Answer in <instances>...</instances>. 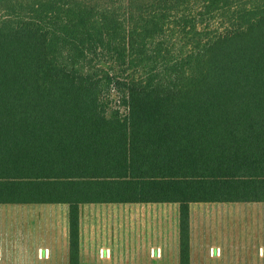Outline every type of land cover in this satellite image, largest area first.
I'll list each match as a JSON object with an SVG mask.
<instances>
[{
  "label": "trees",
  "instance_id": "16d2710c",
  "mask_svg": "<svg viewBox=\"0 0 264 264\" xmlns=\"http://www.w3.org/2000/svg\"><path fill=\"white\" fill-rule=\"evenodd\" d=\"M264 203V0H0V204Z\"/></svg>",
  "mask_w": 264,
  "mask_h": 264
},
{
  "label": "rangeland",
  "instance_id": "374dc122",
  "mask_svg": "<svg viewBox=\"0 0 264 264\" xmlns=\"http://www.w3.org/2000/svg\"><path fill=\"white\" fill-rule=\"evenodd\" d=\"M168 207L174 206L168 205ZM203 207H209L211 210L198 209ZM149 208L161 207H102V209H108V212L101 213L102 221L93 224V226L94 233L99 230L101 234L97 236L103 238L93 241L87 247L90 254L86 263L169 264L167 259H159L156 253L149 257V247H155L159 244L167 247L166 240L168 243L171 240V236H169L171 221L165 223L162 220L161 222L159 212ZM192 208L195 211L193 212V237L189 248V264H264L262 252L264 248V208L260 210V205L255 204L193 205ZM16 211L19 212V210ZM14 212L12 213L14 214ZM40 214L46 215V212L43 211ZM40 219L45 221L43 218ZM34 222L29 217L20 226L24 230L35 233L33 242L24 246H27L28 249L40 246L43 248L42 250L48 246L56 247V244L52 245L48 242L49 238L52 237L53 224L33 225ZM1 224L3 225V223ZM63 228L61 224V231ZM36 229L45 233L44 236L36 237ZM24 246L20 247L18 243H2L0 238V264H66L67 262L63 252H60V258L57 253H54V257L48 262L36 260L35 257L33 259L30 252L27 255L30 258L28 261V258L24 259L25 254L21 251L24 250ZM168 247H173V244L168 245ZM99 248L103 250L99 251ZM210 250H212V254ZM216 250L217 253H215ZM42 254L43 256H41L44 257L45 252ZM171 256L170 264H179L177 255L171 253ZM81 264L84 262L81 261Z\"/></svg>",
  "mask_w": 264,
  "mask_h": 264
},
{
  "label": "crops",
  "instance_id": "0c3cea01",
  "mask_svg": "<svg viewBox=\"0 0 264 264\" xmlns=\"http://www.w3.org/2000/svg\"><path fill=\"white\" fill-rule=\"evenodd\" d=\"M168 205L174 206L172 208H169ZM193 205H220V204H193ZM189 206V225H190V233H189V242L192 243V237H193V212L195 211L192 206ZM228 205H241V204H228ZM260 205V210H262V206L264 203L261 204H255ZM95 206V207H94ZM104 206H150V207H161V208H155L150 209L154 210L155 212H159L160 220L162 222L171 221V225L169 228V236H171V240H166V245H172L173 247H167L163 246L162 244L156 245L155 247H149V257L152 256V254L156 253L157 256H159V259H167L169 261V264L171 263L170 260H172L171 253H175L177 255L178 259V243H179V232H178V218H179V208L177 204H88V205H82L78 209L79 213V261L81 264V261L86 263V260H89V254L88 253V246L92 244L93 241L97 239H101L103 237L97 236L101 233L99 230L94 233V226L93 224L99 223V221H102V214L108 212V209H102ZM96 208V209H93ZM101 208V209H98ZM112 208V207H111ZM164 208V209H163ZM48 209V210H44ZM198 209H204L205 211L211 210L209 207H203ZM196 209V210H198ZM16 210H19L16 211ZM13 211L14 214L12 213ZM26 211V212H25ZM46 212V215H42L40 213ZM114 211V210H113ZM109 211V212H113ZM213 211V210H212ZM23 212V213H21ZM24 214V215H23ZM42 215V216H41ZM29 217H31L32 220H34L33 225H39L41 223L44 224H53L52 226V237L49 238L48 242H50L52 245L56 244L57 246H51V247H45L44 250L40 246H34L33 248H29L24 245H28L33 242V239L35 238V233L28 230H24L20 226L23 225V222L25 220H28ZM205 218L207 216H204ZM203 217V218H204ZM40 218L45 219V221H42ZM103 219V218H102ZM108 220V218H105V220ZM48 220H50V223H48ZM104 220V221H105ZM96 222V223H94ZM3 223V225L1 224ZM61 224L63 225V229L61 231ZM11 225V227H9ZM34 228V227H33ZM28 229V228H27ZM55 229V230H54ZM37 236L36 237H43L45 233H43L41 230L39 231L36 229ZM39 234V235H38ZM55 235V239H54ZM0 238L2 239V243H18L20 247L24 246V250H21L23 254H25L24 259H27L28 261L30 258L27 256L28 253L31 252L33 255L32 258L36 260H41L43 262L50 261L54 256V253H57L60 258V252H63L66 255L65 261L66 264H68L69 259V234H68V206L67 205H57V204H27V205H14V204H0ZM31 239V240H30ZM99 251L103 250L102 248L98 249ZM12 251V248H11ZM264 251V248H263ZM42 252H45L44 257ZM1 253V251H0ZM12 253V252H11ZM42 255V256H41ZM102 257V256H100ZM12 259V257H10ZM93 259V255H92Z\"/></svg>",
  "mask_w": 264,
  "mask_h": 264
},
{
  "label": "built area",
  "instance_id": "2783aa9c",
  "mask_svg": "<svg viewBox=\"0 0 264 264\" xmlns=\"http://www.w3.org/2000/svg\"><path fill=\"white\" fill-rule=\"evenodd\" d=\"M218 251L216 250V252L215 253H217ZM263 252V254H264V251H262ZM210 253L212 254L213 252H212V250H210Z\"/></svg>",
  "mask_w": 264,
  "mask_h": 264
}]
</instances>
